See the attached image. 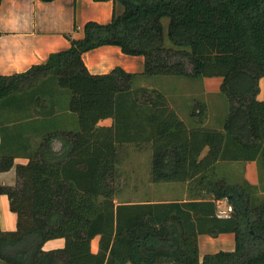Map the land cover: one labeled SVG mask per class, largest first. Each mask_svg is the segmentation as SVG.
I'll return each instance as SVG.
<instances>
[{
	"label": "trees",
	"instance_id": "obj_1",
	"mask_svg": "<svg viewBox=\"0 0 264 264\" xmlns=\"http://www.w3.org/2000/svg\"><path fill=\"white\" fill-rule=\"evenodd\" d=\"M112 1L123 12L115 11L110 22L89 21L82 38L68 35L70 47L51 53L45 63L0 74V172L16 166L17 174L15 186L0 185L17 214L16 230L0 227V261L264 264V199L256 203L241 184L218 171L225 163L256 161L264 180V97H259L264 0ZM103 45L143 56L144 72L117 66L91 73L83 56ZM139 75L221 77L220 90L230 104L223 126L202 124L203 104L195 105L192 117L198 123L190 125L163 92L136 87ZM50 77L71 91L68 110L77 114L78 129L44 131L28 163L15 165L17 156L3 151L2 108L12 101L39 104L42 96H53L55 91L46 87ZM36 88L37 93L23 96ZM107 118L111 125H99ZM56 139L62 142L59 152ZM133 147L152 148V182H187L193 197L117 203L120 165ZM224 199L233 207L230 217L217 214L218 201ZM228 232L235 235L233 250L201 257L200 234ZM97 236L95 253L91 243ZM56 238H64L65 246L43 248Z\"/></svg>",
	"mask_w": 264,
	"mask_h": 264
},
{
	"label": "crops",
	"instance_id": "obj_2",
	"mask_svg": "<svg viewBox=\"0 0 264 264\" xmlns=\"http://www.w3.org/2000/svg\"><path fill=\"white\" fill-rule=\"evenodd\" d=\"M115 11L118 14L122 13L123 6L115 4L112 0H53L49 2L43 0H2L0 5V74L20 73L27 71L33 65L45 63L51 53L66 50L70 47L71 42L67 37L68 35L74 38H82L84 36V26L87 22L108 23L112 20ZM83 58L93 74L108 73L117 66L122 67L127 72L137 74L143 73L145 69L143 56L125 54L117 45L97 47L86 52ZM221 82L222 78L220 79V86ZM63 93L66 92L60 88L57 89L56 86L52 102L54 104L52 105V114L57 111L60 113L65 111V105L61 103ZM14 107L18 110H14ZM180 109H177V112L183 118ZM40 113L42 111L39 104L33 100L8 102L2 108V124L5 129L4 140H6L3 151L17 156L15 165L28 163L29 159L27 157L34 153L43 137L44 131L39 129L35 123L40 118ZM112 122V118H107L101 120L99 125L109 126ZM72 128L74 129V127ZM56 142L59 145L55 147V151L59 152L62 142L56 139L53 145ZM142 152V149H137L131 151V154ZM128 153L129 155L127 154L126 158L131 156L130 151ZM123 162L124 160L120 165L121 176H123ZM227 167H230L228 169L239 170L241 168L243 178L253 184L259 181L256 161H248L245 164L231 162L227 163ZM118 179L120 182L121 177ZM133 180L136 181L134 183H137L133 185V199H120L119 196L122 193L119 192L115 198L117 203L186 201L193 197L188 191L187 182L165 184L167 190L160 193L156 188L157 183L151 180V174L146 189L144 186H136L141 181L139 176ZM16 184V166L9 171L0 172V185L15 186ZM222 202L223 200L218 201V209L226 208L229 205L225 201ZM0 227L4 231L17 229V214L11 211L10 199L7 194H0ZM64 246L65 239L56 238L47 241L43 248L50 250ZM91 248L95 253L99 250V236L92 240ZM234 248V233H221L218 236L199 235L201 257L208 253L219 250H233ZM2 263L0 261V264Z\"/></svg>",
	"mask_w": 264,
	"mask_h": 264
},
{
	"label": "rangeland",
	"instance_id": "obj_3",
	"mask_svg": "<svg viewBox=\"0 0 264 264\" xmlns=\"http://www.w3.org/2000/svg\"><path fill=\"white\" fill-rule=\"evenodd\" d=\"M168 22V20H166ZM220 79L221 77L212 76H198V77H190V76H176V75H140L134 79V85L136 87L146 86L149 88L158 89L163 92L169 103L175 108L180 109L181 115L187 123L190 125H197V118L192 117V112L196 104H203L205 107V118L203 125L210 127L221 128L223 126V122L226 116L229 113L230 104L228 98L221 92L220 90ZM49 86V87H48ZM60 88L64 90L63 98L61 99L62 105H65V111L60 113L59 111L52 114V102L54 100L52 95L42 96L39 101V106L41 108L42 113H40V118L36 120L37 127L45 132L49 130H59V129H78V116L76 113L68 110V104L71 97V91L69 89H63L57 85L56 78L50 77L47 82V89L50 88L51 92H54L55 89ZM263 82L261 83L262 91L259 95L260 98L264 97L263 92ZM39 89V88H38ZM36 89H29L23 96H32L33 93H37ZM18 93V96H20ZM17 96V95H16ZM176 105V107H175ZM179 106V108H178ZM178 113V112H177ZM34 125V123H33ZM5 132V129H4ZM3 132V133H4ZM56 147L59 145L58 142L54 144ZM136 148H131V151H136ZM143 154L132 153L131 156L124 158L122 171L123 176H121V193L122 195L119 198H123L126 200L133 199V185L137 184L133 180L135 177H140L141 181L138 183V186H144L146 189V184L148 178L150 177L151 170V161H152V148L142 149ZM129 155V153H128ZM224 165V164H223ZM219 166L220 176L227 178L231 183H238L246 189L251 196L255 197L256 203H261L264 199V180L261 174L258 163L256 162L257 167V176L258 183L253 184L247 179L243 178V171L239 169H228L227 163H225L223 170H221ZM138 172V173H137ZM264 175V174H263ZM127 177L129 178L127 180ZM126 178V180H125ZM169 183H158L156 185L157 190L160 193L165 192L167 190V185ZM175 184V183H172ZM179 184V183H177ZM176 184V185H177ZM137 190V189H135ZM227 203V200H223V202ZM222 202V203H223ZM6 264V263H2Z\"/></svg>",
	"mask_w": 264,
	"mask_h": 264
},
{
	"label": "built area",
	"instance_id": "obj_4",
	"mask_svg": "<svg viewBox=\"0 0 264 264\" xmlns=\"http://www.w3.org/2000/svg\"><path fill=\"white\" fill-rule=\"evenodd\" d=\"M233 211V207L231 205L226 206V208L218 209V216L219 217H230Z\"/></svg>",
	"mask_w": 264,
	"mask_h": 264
}]
</instances>
